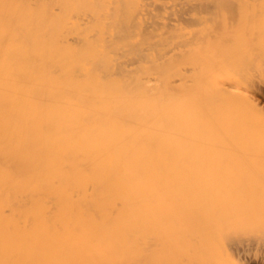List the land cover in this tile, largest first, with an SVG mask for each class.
Returning <instances> with one entry per match:
<instances>
[{"label":"bare ground","instance_id":"6f19581e","mask_svg":"<svg viewBox=\"0 0 264 264\" xmlns=\"http://www.w3.org/2000/svg\"><path fill=\"white\" fill-rule=\"evenodd\" d=\"M262 29L264 0H0V264H94L98 244L112 248L97 229L140 221L188 223L187 236L171 225L184 243L233 222L226 244L247 263L216 251L226 226L204 242L220 262L188 243L217 264H264V178L190 170L215 149L264 156V116L251 115L264 109Z\"/></svg>","mask_w":264,"mask_h":264},{"label":"rangeland","instance_id":"374dc122","mask_svg":"<svg viewBox=\"0 0 264 264\" xmlns=\"http://www.w3.org/2000/svg\"><path fill=\"white\" fill-rule=\"evenodd\" d=\"M255 20H256V21H253L252 23H254V22L257 23V19H255ZM249 24H250V23H249ZM188 25H190V24H188ZM243 25H244V23H243ZM245 25H246V23H245ZM190 26H192L191 28H193V29H194V27H195V26H193V24H191ZM189 28H190V27H189ZM191 28H190V29H191ZM190 29H189V31L191 32ZM263 30H264V29H262V31H261L262 33H263ZM194 31H195V29H194ZM194 31H193V32H194ZM263 35H264V34H263ZM260 41H261V40H260ZM262 41H264V40H262ZM262 41H261V42H262ZM261 42H260V45L262 44ZM204 45H205V44H204ZM200 46H202L201 48H202L203 50L207 47V46L204 47L203 45H200ZM202 49H201V50H202ZM204 51L207 52V48H206ZM204 51H200V52H204ZM206 52H205V54H206ZM203 54H204V53H203ZM199 55H200V54H199ZM201 55H202V54H201ZM198 59H199V58H198ZM193 60H194V58H193ZM199 60H200V59H199ZM196 61H197V60H196ZM194 62H195V61H194ZM178 70H179V69H178ZM263 72H264V70L262 71V74H261L260 77H262V79H263V81H264V73H263ZM192 76H193V75H192ZM256 80L259 81L258 77H256ZM193 86H194V85H193ZM196 86H197V85H196ZM196 86H195V87H196ZM198 86L200 87L201 85H198ZM199 87H198V88H199ZM190 88H192V86H191ZM193 88H194V87H193ZM198 88H196L197 90L194 89L195 91L192 90V89H190V91H191V90H192V91H191V92L189 91V92L191 93V95H193L196 91L199 90V92H198L199 95H197V93H195L196 95H193V96H194V97H195V96H197V97L199 96V97H200V94H201V95L204 97V95L202 94V92L204 91V88H203V87H200L199 89H198ZM247 88H248V87H247ZM200 89H201V90H200ZM202 89H203V91H202ZM248 89H250V86H249ZM200 92H201V93H200ZM190 93H189L188 95H190ZM192 93H193V94H192ZM203 93H204V92H203ZM191 95H190V97L194 98V97L191 96ZM202 96H201L200 98H199V97H198V98L196 97L195 99H198V100L201 99V100H202V98H203ZM202 101H203V100H202ZM250 106H251L252 109H253L254 106H252L251 104H250ZM262 106H264V104H263ZM254 108H255V107H254ZM252 109H250V111H251ZM257 109H258V108H257ZM257 109L255 108L254 113H252V111H251V113H252L251 115H254L255 117H257V116L259 117L261 114H263V115L260 116V118L263 117V116H264V109H263V111H261V110L258 111ZM261 109H262V108H261ZM255 111H256V113H255ZM258 113H259L260 115H259ZM256 115H257V116H256ZM252 117H253V116H252ZM260 118H259V119H260ZM263 118H264V117H263ZM263 120H264V119H263ZM260 121H262V119H261ZM261 123H264V121L261 122ZM215 151H216L217 153H219L220 156H219V154L216 155L217 153H215ZM206 153H208V155L210 154L209 157H207L208 155L204 153V154L207 155V156H201L200 159H201L202 157H204V158L206 157L205 160H204V158H202V159H201L202 161L200 160V162H198V163H202V164H195V165H194L195 167L192 166L193 169H192V167L190 166V170H191V172L194 173V171H197V174H198V175L200 174V175H205V176H214V175L216 176V175H218V177H222V178H224V177L233 178L232 175L235 174V175H234V178H235V176H236L237 179H238V177H239V178H243L244 176L246 177V179L249 178L250 176H255V177H256L257 174H258V175H261L260 177L264 178V161H263V160H264V159H263L264 156L256 155V156H257V158H256L255 155H251L252 153L255 154L254 152H250V153H249V152H247V153H246V152H244V153L241 152V155H240V152H239L238 154H236V155H234V156H231V157H230V156H224V155H223V156H224V157H223V156H222V153H223V152H221V151H219V150H216V149H215V150H210V151H208V152L206 151ZM213 153H215V154L213 155ZM231 153H232V152H230L229 154H231ZM235 153H236V152H233L232 155L235 154ZM202 154H203V153H202ZM223 154H224V153H223ZM242 154H246V155H248V156L250 155V156L248 157V156H246V155H242ZM211 155H212L213 159L220 158V160H221L220 162H221V163H220L219 161H217V160H219V159L214 160V161H213V159H212V161H211V157H210ZM215 155H216V156H219V157H216ZM237 155H238V156H237ZM244 156H245V157H244ZM254 156H255V157H254ZM222 157H223V158H222ZM225 157H226V158H225ZM239 157H240V159H239ZM262 157H263V158H262ZM207 158H210V159L208 160ZM245 158H246V159H245ZM222 159H223V161H224V159H225V160H226V159L229 160V161H225V166H224V165H219V164H222V163L224 164V162H222ZM230 159H231V160H230ZM250 159H251V160H250ZM206 160H207V161H206ZM232 160H234V161H232ZM235 160H236V161H235ZM244 160H245V161H244ZM253 160H254V161H253ZM204 161H205V162H204ZM210 161H211V163L213 162L212 164H213L214 166H212L211 163H210V164L208 163V162H210ZM215 161H217V163H215ZM247 161H249L250 163H252V166H250V163L247 162ZM203 162H204V163H203ZM206 162H207V163H206ZM231 162H233V163H231ZM240 162H241V164H242L243 166H242L241 164H239ZM242 162H243V163H242ZM246 162H247V163H246ZM260 162H261V163H260ZM227 163H228V164H227ZM234 163H235L236 165H235ZM248 163H249V164H248ZM255 163H256V164H255ZM259 163H260V165H259ZM206 164H207V167H206ZM208 164H209V165H208ZM232 164H233V166H231ZM197 165H198V166H201V168L203 167L204 171H205V170H206V171L202 173V170H203V169L200 171L201 168H199ZM210 165H211V166H210ZM215 165H216V166L219 165V166L216 167ZM229 165H230L229 168H230L231 170L228 168ZM239 165H240V166H239ZM221 166H224V167H221ZM236 166H237V168H238V171H237V172H236V170H237ZM253 166H256V167H254L255 169L252 168ZM204 167H205V168H204ZM212 167H213V168H212ZM225 167L228 168V169H226ZM241 167H242V168H241ZM244 167H245L246 169H245ZM260 167H262L263 170H262V168H260ZM188 168H189V166H188ZM197 168H198V169H197ZM211 168H212V169H215V170H212V171H211V170H210ZM221 168H223V170H222L223 172H220V171H221ZM239 168H240V169H239ZM250 168H251V169H250ZM259 168H260V169H259ZM216 169L219 170L220 173L216 174V173H217V172H216V171H217ZM243 169H244L245 172L243 171ZM248 169H250V170H248ZM252 169H253L254 171L256 170L255 172H257V173H256V174H253L254 171H253L252 173H250V172L252 171ZM227 170H230V171L232 172V174H231L230 171H228V173H227V172H226ZM232 170H233V171H232ZM258 170H261V171L258 172ZM186 171H189V169L186 168ZM210 171H211L212 173H214V174L212 175V173H210ZM213 171H214V172H213ZM239 171H240V172H239ZM206 172H207V173H206ZM215 172H216V173H215ZM224 172H225V173H224ZM229 172H230V173H229ZM242 172H243V174H242ZM255 172H254V173H255ZM201 173H202V174H201ZM204 173H206V174H204ZM222 173H223V175H222ZM236 173H238L239 175L237 176ZM244 173H245V174H244ZM260 173H262V174H260ZM210 174H211V175H210ZM230 174H231L232 177H230ZM200 175H199V176H200ZM221 175H222V176H221ZM243 175H244V176H243ZM247 175H248V176H247ZM257 177H258V176H257ZM243 179H244V178H243ZM115 222H116V221H115ZM115 222H112V223H114V224L122 223V222H119V221H118V223H115ZM140 222L144 225V226H142V224H140L139 222H137L138 225H140L141 227H143V228L138 227V228H140L139 230H141V232L138 231V228H137V231H135L136 228H135V230L133 229V231H132V228H134V226L136 225L135 222H132V224H129V225H130V227H129L130 229H127V230L132 231V233L134 232L133 235H132L131 232L129 231V232H130V233L128 232V233L130 234L129 236L126 235V234H128L127 231L125 232L126 227H124L125 230H123V232H122L121 229H120L121 231H116L114 228H112V229H114L115 231L112 232V230H111V228H110L109 230H111V233L114 235V238H113V235H112L110 232L107 231L108 228H106L107 230L104 229V230L107 232V234H105V231H103V230L101 229V231L104 232V234H103V233L100 231V228H99V232H97L98 229H97V231L95 230L97 234H94V233H93V234H94L93 236L96 235L95 237H97L98 242L96 241L97 239L94 238V240H95V241L93 240L94 243H97V244H98L99 242H102L103 238H105V239L103 240V241H104L103 245H104V244H105V245L108 244V247H109V244H110V247H112V248H113V246H114V248L119 246L118 248H119V251H120V247L122 248V246H124V244L127 243V244H128V248H126V247H127V244H125V246H124V251H122V252H121V251L119 252V251L117 250V248H116V250L118 251L119 254L116 252V253H115L116 255H115V256H112L113 254L110 255V253H109L110 256L108 257V256H107L108 254H106V253L109 252V251H107L109 248L106 250V247H107V246H106V247H103L102 244L100 243V246H99V244L96 246V247H97V249H96L97 252L95 251V253L93 254V257L95 256V258H93V260H94V264H97V263H98V264H103L104 262H105L104 264H108V263H109V264H116V263H113V262H117V263H118V262H122V260H124V259H129V261L126 260L127 262H126V261H125V262H126V263H130L131 260H133V259H135V258H138V257H142V256H143L144 261L147 260V257L150 258V259H149V263H148V260H147L146 263H144V264H147V263H148V264H153V263H154V264H162V263H163V264H173V263H175V264H188V263H189V264H190V263H191L190 260H192L193 262H194V260H195V259L193 260V259L190 258V257H191L190 255H192V253H193V255H194L193 257H197L196 260H198V258L200 259V260H198V263L202 260V262H200V264H203V263L205 264L206 262H207L208 264H209L210 262H211L212 264H214V262H215V264H217V263H216V260L219 261V262H220V259L222 260V258H220L219 255L217 254V252L219 253L218 250H220L221 255L223 254L224 256L227 255V254L229 253V251L227 252V249H228V247H229L228 245H230V243H228V245H227V244H226V241H229L231 238L229 239V236H227V233L231 231V234L228 233V235H229V234H230V235H233L234 232H235V235H236V233L238 232V230H237V231H234L236 227L233 228V226H232V225H233V222H232V223H231V222H230V223H228V222H226V223H225V222H222V223H224V224H226V225H229V224L231 225V224H232L231 226H232V228H233L234 230H230V228H228V226L224 225V226L227 227V231L225 230V233H224V231L222 230V232L227 236V239L224 240L225 243H224V241H223L224 245L227 246V247H226V246L224 247L225 249L227 248L226 250L223 248V245H221V243H222V239H223V235H224V234L221 232V234H223V235L220 234V235L222 236V239H220V238H221V237H219L220 235L217 236V234H218V231H217L216 236L219 237V239H220L219 242H221L220 245H221L222 247H221V246L219 245V243H218V245H219L218 248H219V249L216 248V247H217L216 243L218 242L219 239H218L217 242H216V239H217V238H215V245H216V246H213V247H215V248L217 249V250H216L217 252L215 251V248H214V249H213V248H209V247H208V248H209L210 251H211V250L214 251V253H212V254H213V255L215 254V256H213L212 258L218 256L219 259L216 258V260L214 259V261H209L210 259H208V258L205 257V256H206L207 253H211L212 251L209 252V251L207 250V249H208V248H207L208 245H206V244H209V243H206V242H209L210 239H211V241H212V239H214L213 237L215 236V235H214L215 232H213L214 230H213V231H210V230L213 229V227H214L212 224H215V225H216V224L219 223V221H218V223H216L217 221H215V223L212 221V222H211L212 224H210V226H209V225H208V226H206V225L203 226V227H205V228H204V229H205L204 231H207V230H208L207 228H210V227L212 226V228H211L209 231L205 232V233L203 232V227H201V229H199V228H196V229H195V230H196V231H195V235L198 234L199 232H201L200 234H202V233H204V234L208 233V234H206L207 236L204 235V236H205V240H204V236L202 237V239H203V243H202V241H201L202 239H201L200 236H199V237H200L201 240L197 237V235L194 236V239H193V241H195L194 243H196V244H199V242H201V244H203V246H201V247H206L205 249L208 251V252L206 251L207 253H205V256H203L205 250H201V247L199 246V247H200V248H199L198 245H197V247L200 249L199 251H200V253H201V257H202V258H201V257H198V256H199L198 254H200L199 251H198V254H197V253H196V252H197V251H196V250H197L196 247H193V246H192V245L195 246L196 244H194L193 242H190V240H189L188 237H187V238H188L187 241L189 240L188 242L192 243V245L189 244V243L187 242L188 245H189V247H188V250L186 251L187 247H185V246L187 245V243H184L186 239H184V242H183V238H184L183 235L185 234V235L187 236V233H190V234H191V232H192V234H194V233H193L194 231H191V230H194V229H192V228H190V230L188 229V228L190 227V226L188 227V223H183V225H181L180 222H179V224L177 223L179 227H182V228L185 227L184 229L187 228L189 231H191V232H189V231H187V229H186V231H183L184 233H183V235L181 236V234H182V228H179V227H178V229L181 230V233H180V234L178 233V231L175 230V231L177 232V234H179V235L181 236V237L178 238V237L176 236V235H177L176 232L172 230L173 227H174L175 225H177L175 222L170 223V222H171V221H170L169 224L166 223L167 225L164 224L166 221H164V222L161 221V222H163V225H161V224H159V223H157V222H155L154 224H152L154 221H152V223H151V221H145L146 223H144V221H143V222L140 221ZM149 222H150L152 225H154V226L150 225ZM176 222H177V221H176ZM220 222H221V221H220ZM101 223H104V222H103V221H100L99 224H101ZM107 223H108V222H107ZM109 223H111V222H109ZM123 223H124V222H123ZM123 223H122V224H123ZM128 223H130V222H128ZM128 223H126V224H128ZM133 223H134V225H133ZM105 224H106V223H105ZM124 224H125V223H124ZM145 224H147V226H148V224H149V226H152V227H149V226H148V227H149V228H148ZM189 224H190V223H189ZM207 224H209V223L207 222ZM131 225H132V226H131ZM138 225H136V226H138ZM159 225H160L161 228L164 226V229L161 230L160 227H157V226H159ZM171 225H172L173 227H172ZM222 225H223V224H219V226H222ZM145 226H146V227H145ZM219 226L216 225V227H214V229H215V230H219V229L221 230V228H224V226H222L221 228H220ZM231 226H229V227H231ZM234 226H235V225H234ZM144 227H145L146 229H144ZM154 227H155V228H154ZM170 227H171V229H170ZM175 227H177V226H175ZM218 227H219V229H216V228H218ZM119 228H123V227H119ZM127 228H128V226H127ZM156 228H157V229H156ZM165 228H166V230H168V231H166ZM143 229H144V230H143ZM153 229H154V230H153ZM174 229H176V228H174ZM178 229H177V230H178ZM197 229L202 230V231H198V232H197ZM206 229H207V230H206ZM224 229H225V228H224ZM117 230H118V229H117ZM157 230H158V231H157ZM171 230H172V232H174V233H172ZM180 230H179V232H180ZM228 230H229V231H228ZM95 231H93V232H95ZM147 231H148V232H147ZM150 231H151V232H150ZM159 231H160V232H159ZM233 231H234V232H233ZM136 232H137V233H136ZM144 232L146 233L145 235H144ZM161 232H162L163 234L166 233V234H165L166 236L163 235ZM168 232H169V233H168ZM185 232H187V233H185ZM196 232H197V233H196ZM210 232H211V233H210ZM232 232H233V233H232ZM119 233H121L122 237H124L125 239H123V238L121 237V235H119ZM123 233H126V234H123ZM135 233H136V234H135ZM156 233H157V234H156ZM170 233H172V238H170V237H171V236H170ZM209 233L211 234V237L213 236V237L210 238V239H208V237H209ZM100 234H101L102 236H99ZM137 234L141 236V239H140V236H139V237L136 236ZM150 234H151V235H150ZM175 234H176V235H175ZM237 234H238V233H237ZM103 235H104V237H103ZM105 235H106V236H105ZM108 235H109V236H108ZM115 235H118L119 237H118V236L116 237ZM134 235H135L136 237H135ZM148 235H149V236H148ZM162 235H163V236H162ZM188 235H189V234H188ZM198 235H199V234H198ZM202 235H203V234H202ZM202 235H201V236H202ZM98 236H99V237H98ZM126 236H127V237H126ZM153 236H154V237H153ZM159 236H160V237H159ZM161 236H162V237H161ZM168 236H169V237H168ZM175 236H176V237H175ZM186 236H185V237H186ZM189 236H190V235H189ZM192 236H193V235H191L190 238H191ZM216 236H215V237H216ZM226 236H224V237L226 238ZM236 236H237V235H236ZM236 236H235V238H238L239 235H238L237 237H236ZM102 237H103V238H102ZM115 237H116V238H115ZM148 237H149L150 239H149ZM156 237H158V239H159L158 242H157V238H156ZM165 237H166V238H165ZM196 237L200 240V241L198 240V241H199L198 243H197V241H196V240H197ZM231 237H232V236H231ZM100 238H101L102 240H101ZM110 238H111V239H110ZM118 238H119L120 240H119ZM146 238L149 240V243H150V240L154 242V244H153V242H151L152 245H155V242H157L158 245H160V246H158L157 248H156V246H155V247H154L155 249L150 250V251L144 250V248H146L145 245H147V244H146V243H143V242H146ZM160 238H161V239H160ZM167 238L170 239V240H168ZM181 238H182V240H181ZM192 238H193V237H192ZM206 238H207V240H209V241H207ZM233 238H234V237H233ZM233 238H232V239H233ZM239 238H240V237H239ZM134 239H135V240H134ZM139 239H140V240H139ZM154 239H156V240H154ZM175 239H176V240H175ZM177 239H179L180 242L182 241V242L184 243L183 245H184L185 249H184L183 251H182V249H183V245L181 246L182 243H181V244L178 243L179 240H177ZM195 239H196V240H195ZM99 240H101V241H99ZM105 240H106V241H105ZM111 240H112L113 242H112ZM123 240H124V241H123ZM136 240H137V242H136ZM138 240L141 241V242H139ZM163 240L165 241V244H164V241H163ZM172 240H173V242H172ZM174 240L176 241V244L178 243V245H175V244H174L175 246L172 245L173 243H175ZM233 240H234L233 242L235 243V242H236L235 239H233ZM121 241H122L123 243H122ZM126 241H127V242H126ZM160 241H162V242H160ZM167 241H168V242H167ZM177 241H178V242H177ZM116 242H118V243L121 242V243H122V244H121L122 246H121V245H117ZM128 242H129L130 244H129ZM147 242H148V241H147ZM204 242H205L206 244H205ZM229 242H231V241H229ZM111 243H112V244L114 243V244H116V245L111 246ZM136 243H137V244H136ZM149 243H148V245L151 244V243H150V244H149ZM157 243H156V245H157ZM171 243H172V244H171ZM213 243H214V241H212V243L210 242V244H212V245H213ZM223 243H222V244H223ZM237 243H238V242H237ZM237 243H235V245H236ZM133 244H134V245H133ZM140 244H141V245L144 244V245H143L144 247L141 246ZM201 244H200V245H201ZM204 244H205V246H204ZM210 244H209V246H212V245H210ZM105 245H104V246H105ZM137 245H139V246H137ZM168 245H169V246H168ZM170 245H172V246H174V247H172V246H170ZM238 245H239V244H237V246H238ZM98 246H99V247H98ZM101 246H102V248H103L104 250H106V251H104L103 249H100ZM136 246H137V250H136ZM191 246L193 247V248H192L193 250L195 249L194 251H195V254H197L196 256H195V254H194L193 251H191L192 253H190V254L186 253V252H189V249L191 248ZM231 246H232V248H229V249H231V250L233 249V251L235 250L234 252L232 251L234 256H233V255H231V256H233V257H235V258H234V260H233L232 258H230V260L235 261V260L239 257V259L241 258L240 260H241V262H242L243 258H245L244 261H246L245 263H247V260H246V259H248V258H247L246 255H245L246 253L244 254V251H242L243 253H241V255H240L239 253H237V252L239 251V250L237 249V247L235 246V247H236V248H235V247H234V244L232 245V243H231L230 247H231ZM133 247H135V248H133ZM139 247H140V248H139ZM141 247H142V248H141ZM149 247H151V246H149ZM163 247H164V248H163ZM166 247H168V248H166ZM176 247H177V248L179 247L180 249H181V247H182V249L179 250V249H177ZM220 247H221V248H220ZM238 247H239V246H238ZM112 248H110L109 250H111ZM138 248H139V249H138ZM152 248H153V246H152ZM152 248H150V249H152ZM174 248H176L177 250L174 251ZM122 249H123V248H122ZM122 249H121V250H122ZM129 249H130V250H129ZM131 249H134V250H131ZM146 249L149 250L148 247H147ZM164 249H165V251H163ZM167 249H170V251L168 252ZM171 249H172V250H171ZM192 249H191V250H192ZM203 249H204V248H203ZM221 249L224 250V251L222 250L224 253L221 252ZM229 249H228V250H229ZM236 249H237L238 251H237ZM140 250H141V251H140ZM142 250H143V251H142ZM166 250H167V251H166ZM231 250H230V251H231ZM111 251H114V250L112 249ZM111 251H110V252H111ZM130 251H131V252H130ZM146 251H147L148 253H147ZM151 251H153V252H151ZM176 251H177V253L180 251V252L178 253V255L175 254ZM184 251H185V252H184ZM225 251H226L227 253H226ZM240 251H241V250H240ZM240 251H239V252H240ZM100 252H102V253H104V254H102V253H100ZM165 252H168V253H165ZM235 252H236V253H235ZM99 253H100V254H99ZM112 253H114V252H112ZM134 253H135V254H134ZM139 253H140V254H139ZM141 253H142V254H141ZM145 253H146L147 255H146ZM220 253H219V254H220ZM234 253H235V254H234ZM101 254H102V255H101ZM132 254H133V255H132ZM149 254H150V256H149ZM167 254H168V255H167ZM230 254H231V253H230ZM238 254H239L240 256L237 257ZM119 255H120V256H119ZM124 255H125V256H124ZM130 255H131V256H130ZM152 255H153V256H152ZM157 255H158V256H157ZM160 255H161V256H160ZM163 255H164V256H163ZM182 255H183V256H182ZM187 255H188V256H187ZM209 255H211V254H209ZM209 255H207V256H209ZM216 255H217V256H216ZM221 255H220V256H221ZM243 255H245V257H244ZM96 256H97V257H96ZM100 256H101V257H100ZM105 256H106V257H105ZM136 256H137V257H136ZM166 256H167V257H166ZM169 256H170V257L173 256L172 260H171V258H170ZM174 256H176V257H174ZM181 256H182V259H181ZM185 256H186V257H185ZM241 256H242V257H241ZM102 257H103V258H102ZM104 257L106 258V260L104 259ZM107 257H108V259H107ZM111 257H112V259H111ZM118 257H119V259H118ZM145 257H146V258H145ZM165 257H166V258H165ZM177 257H178V259H177ZM183 257H184V258H183ZM210 257H211V256H210ZM210 257H209V258H210ZM221 257H223V256H221ZM227 257H229V255H228ZM236 257H237V258H236ZM109 258H110V259H109ZM114 258H115V259H114ZM122 258H124V259H122ZM131 258H132V259H131ZM158 258H160V259H158ZM168 258H169V259H168ZM187 258H188V259H187ZM189 258H190V260H189ZM100 259H102V260L104 259L103 262H102V260L100 261ZM138 259L143 260L142 258H138ZM145 259H146V260H145ZM184 259H185V260H184ZM186 259H187V260H186ZM204 259L206 260V262L203 261ZM227 259H229V258H227ZM95 260H96V261H95ZM135 260H136V259H135ZM158 260H159V261H158ZM169 260H170V261H169ZM174 260H175V261H174ZM180 260H181V261H180ZM212 260H213V259H212ZM224 260H225V257H223V261H224ZM230 260H227V261H230ZM237 260H238V259H237ZM240 260H239V262H240ZM107 261H109V262H107ZM112 261H113V262H112ZM136 261H137V264H141L142 262H144V261H138V260H136ZM172 261H174V262H172ZM176 261H177V262H176ZM178 261H179V262H178ZM187 261H188V262H187ZM189 261H190V262H189ZM208 261H209V262H208ZM233 261H232V262H233ZM244 261H243V262H244ZM101 262H102V263H101ZM111 262H112V263H111ZM123 262H124V261H123ZM123 262H122V264H125V262H124V263H123ZM133 262L136 264L135 261H132L131 264H132ZM140 262H141V263H140ZM159 262H160V263H159ZM169 262H170V263H169ZM180 262H181V263H180ZM182 262H183V263H182ZM193 262H192V263H193ZM196 262H197V261H196ZM196 262H195V263H196ZM219 262H218V263H219ZM221 262H222V261H221ZM239 262H236L235 264H238ZM192 263H191V264H192ZM195 263H194V264H195ZM198 263H196V264H198ZM211 263H210V264H211ZM226 263H227V262H226ZM228 263H229V262H228ZM228 263H227V264H228ZM233 263H234V262H233ZM219 264H220V263H219ZM222 264H225V263H222ZM230 264H231V263H230ZM241 264H242V263H241ZM243 264H244V263H243Z\"/></svg>","mask_w":264,"mask_h":264}]
</instances>
